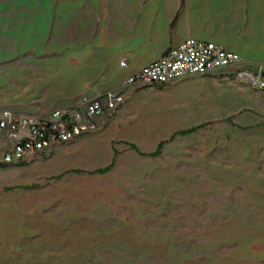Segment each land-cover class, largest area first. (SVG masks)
I'll return each instance as SVG.
<instances>
[{
    "label": "rangeland",
    "instance_id": "374dc122",
    "mask_svg": "<svg viewBox=\"0 0 264 264\" xmlns=\"http://www.w3.org/2000/svg\"><path fill=\"white\" fill-rule=\"evenodd\" d=\"M64 2L0 0V110L21 100V61L61 52ZM214 76L200 97L186 91L192 102L150 113L207 126L176 145L168 137L117 200L47 212L52 198L71 206L57 182L5 184L0 165V264H264V90Z\"/></svg>",
    "mask_w": 264,
    "mask_h": 264
},
{
    "label": "crops",
    "instance_id": "0c3cea01",
    "mask_svg": "<svg viewBox=\"0 0 264 264\" xmlns=\"http://www.w3.org/2000/svg\"><path fill=\"white\" fill-rule=\"evenodd\" d=\"M64 1L61 52L35 62L20 60L12 72L15 94L21 100L6 109L42 118L55 110L77 108L84 98L97 99L112 90L125 93L127 100L100 119L102 126L97 132L58 144L49 153L29 156L18 164H0L7 175L2 180L5 184L57 182L56 197L69 200L71 206L52 198L47 212L69 207L92 209L100 201L119 199L125 176L138 175L145 163L160 157L168 137L176 145L207 126H167L160 117L151 121L148 116L152 112L158 115L170 105L192 102L186 91L196 92L201 81L213 85L217 81L214 75L224 74L225 81L236 82L225 70L187 78L171 88L123 87L126 78L171 47L190 38L213 42L238 52L248 67L264 68V0ZM197 94L203 95L202 90ZM194 128L198 129L180 134ZM157 152L159 155L152 156ZM86 215L72 213V217Z\"/></svg>",
    "mask_w": 264,
    "mask_h": 264
},
{
    "label": "built area",
    "instance_id": "2783aa9c",
    "mask_svg": "<svg viewBox=\"0 0 264 264\" xmlns=\"http://www.w3.org/2000/svg\"><path fill=\"white\" fill-rule=\"evenodd\" d=\"M220 70L236 82L264 90L263 67L252 69L238 52L195 38L168 49L159 59L126 78L123 87L167 86ZM126 100L125 93L112 90L97 99L84 98L77 108L55 110L42 118L0 110V164H18L29 156L49 153L58 144L97 132L102 126L100 119L115 112Z\"/></svg>",
    "mask_w": 264,
    "mask_h": 264
},
{
    "label": "trees",
    "instance_id": "16d2710c",
    "mask_svg": "<svg viewBox=\"0 0 264 264\" xmlns=\"http://www.w3.org/2000/svg\"><path fill=\"white\" fill-rule=\"evenodd\" d=\"M197 129H198V128H194V129H192V130H188V131H185V132H181L180 134H182V135H186V134H188V133H191V132L196 131ZM157 155H159V152L153 154L152 156H157ZM104 172H105V171H103V172H101V173H104Z\"/></svg>",
    "mask_w": 264,
    "mask_h": 264
}]
</instances>
